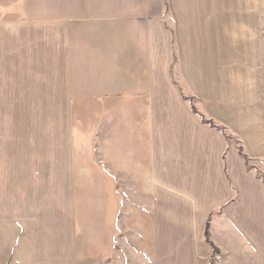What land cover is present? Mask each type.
<instances>
[{
	"label": "crops",
	"instance_id": "crops-1",
	"mask_svg": "<svg viewBox=\"0 0 264 264\" xmlns=\"http://www.w3.org/2000/svg\"><path fill=\"white\" fill-rule=\"evenodd\" d=\"M256 1L0 0V96L70 113L7 171L0 225L33 264H207L208 224L223 264H264V180L186 101L251 66Z\"/></svg>",
	"mask_w": 264,
	"mask_h": 264
},
{
	"label": "rangeland",
	"instance_id": "rangeland-1",
	"mask_svg": "<svg viewBox=\"0 0 264 264\" xmlns=\"http://www.w3.org/2000/svg\"><path fill=\"white\" fill-rule=\"evenodd\" d=\"M256 2V29L242 30L239 33L242 49L246 41L244 47L246 54L242 51V55H245L246 59L250 51L251 66L242 63L243 70L239 77L235 73L227 74L230 75L228 79L206 80L202 97L191 93L186 101L193 106V112L202 119L212 121L214 126L209 125L220 129L226 140V137H232L227 140L230 147L235 146L239 152L236 141L240 143L243 152L249 157L250 170L241 157L246 171L255 178L262 177L264 180V0ZM248 41H250V49L247 47ZM249 66L256 73L252 72ZM15 93L11 96L7 94L0 96L1 211H7L8 208L7 198L10 188L7 171L24 167L25 164L21 162L23 156L27 155L35 159L40 154L45 157H49L52 153L55 155L56 147L59 146L57 136L66 135L65 123L70 120V113L56 110L58 105L51 103L52 97L48 105L44 106L40 104V98L34 96L25 98L22 95L23 89L17 88ZM41 172L49 178V184L52 174L55 176L57 174V171ZM26 173L29 177H32V173L33 177H36L38 171H26ZM214 216H218V213ZM24 239H12L8 226L0 225V264H33L25 248ZM16 244L20 246L16 247ZM211 248L212 252L204 258L207 264H223L224 256L220 252L216 253L212 246Z\"/></svg>",
	"mask_w": 264,
	"mask_h": 264
},
{
	"label": "trees",
	"instance_id": "trees-1",
	"mask_svg": "<svg viewBox=\"0 0 264 264\" xmlns=\"http://www.w3.org/2000/svg\"><path fill=\"white\" fill-rule=\"evenodd\" d=\"M204 120V119H203ZM205 123H209L211 125H213L214 123L212 121H207V120H204ZM214 126V125H213ZM227 140H230L232 139V137L228 136L226 137ZM236 146L238 147V150H239V154L240 156L244 159L245 161V164L247 166V169L250 170L251 167L248 165L249 164V157L248 155H246L244 152H243V148L242 146L240 145V143L238 141H236ZM205 236H206V239L207 241L210 243V245L214 248V250L216 251V253H219L218 249L213 245V243L211 242L210 240V232H209V224L207 225V228H206V231H205Z\"/></svg>",
	"mask_w": 264,
	"mask_h": 264
}]
</instances>
